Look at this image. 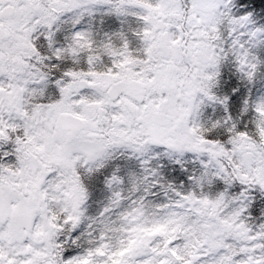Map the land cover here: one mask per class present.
Wrapping results in <instances>:
<instances>
[{
    "label": "snow or ice",
    "instance_id": "1",
    "mask_svg": "<svg viewBox=\"0 0 264 264\" xmlns=\"http://www.w3.org/2000/svg\"><path fill=\"white\" fill-rule=\"evenodd\" d=\"M0 264H264V0H0Z\"/></svg>",
    "mask_w": 264,
    "mask_h": 264
}]
</instances>
